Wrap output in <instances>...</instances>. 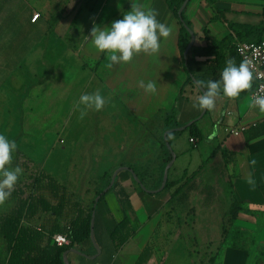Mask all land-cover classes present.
I'll return each instance as SVG.
<instances>
[{
  "label": "crops",
  "instance_id": "1",
  "mask_svg": "<svg viewBox=\"0 0 264 264\" xmlns=\"http://www.w3.org/2000/svg\"><path fill=\"white\" fill-rule=\"evenodd\" d=\"M128 1L130 4L131 0ZM146 1L149 8L158 11L157 19L172 27L171 37L161 38L159 53L135 55L130 63H123L126 65L125 68L122 67L121 75H108L102 82L109 86L110 96L112 95L119 101L120 98H126L122 100L123 105L136 124H133L131 129L130 134L132 135L130 136L132 137L142 124L152 123L156 120L162 122L165 131V118L174 107L177 108V120L182 125L199 118L198 127L202 138L196 147L201 149L199 144L206 140L208 143L206 145H213L214 150L208 157H204L206 156L204 151L192 152L187 167L183 168V173L176 175V178L173 177L174 179L184 178L183 182L186 185L182 194L188 198H175L170 203L165 202L164 204H169L171 207L185 212L201 211L197 216L196 225L203 227L205 225L202 222L210 218L207 222L208 227L217 225L220 227V237H213L214 232L209 235L210 229L201 239L198 238L199 251L196 252L200 258L198 264H253L251 256H253L255 248L251 246H222L224 236L221 229L224 226L244 229L249 232V243L261 244L264 249V113H261L258 108L251 107L252 92L256 81L254 80L250 91L242 92L235 100L223 97L221 92L216 109L207 111L202 116L203 111L193 107L198 96L192 100L181 96V88L188 79L179 45L181 22L170 10L166 0ZM78 2L79 0H70L69 12L65 14V19L62 17L51 19L45 8L46 0H0V135H4L10 141L16 139L21 141L22 135L26 132H45L47 129H54L53 111L48 112L43 105L44 101L46 104L45 99L48 97L49 105L52 107L55 99L62 96L63 89L70 91L64 84L65 75L68 77L72 70L69 71V59L74 66L78 64L88 67V58L94 57L89 47L91 42L89 33L93 22L101 27H110L109 17H114L115 20L123 18V14L117 7V12H107L105 19L99 22L106 4L100 13L94 14L89 7H85L79 14ZM191 2L185 10V16L191 22L196 36L193 63L195 71L202 72L201 68L204 70V66L208 65V59L211 60L214 57L207 52L210 42L222 41L230 36L233 37V42L236 44L242 41L243 37L250 39L255 36L257 39H264V0H199L195 6L190 5ZM201 7H204L203 17L199 19L198 13ZM54 8L58 9L59 5ZM36 13H39L40 17L33 21ZM66 21L69 29L65 34H70L75 30L77 35L67 43L62 32L63 22ZM204 28L209 30V40L199 38L203 34ZM257 29L259 31H254ZM98 57L102 62L104 55L98 54ZM226 58H234L237 64L241 62L237 55L230 53ZM64 63L68 64L64 65ZM224 64L226 63H222V65ZM114 66H119V64ZM66 70L69 72L67 73ZM221 72L217 79H220ZM74 79H69V81ZM140 81L145 84L154 82L156 92L154 94L146 92L139 86ZM115 113H119V111L116 110ZM110 121L108 119L105 123L107 131H110ZM202 122L206 124V129ZM235 130H239L240 133L235 135L232 132ZM31 136L27 135L28 138ZM31 140L33 139L31 138ZM108 141L107 146L110 148L120 145L119 142H115L113 137H110ZM186 154L188 153L181 156H186ZM23 156L32 158L28 154ZM179 156L178 154L176 160ZM98 171H100L99 167ZM248 178L255 180L254 187L247 182ZM58 180L60 181V179ZM204 180L207 181L204 182ZM132 183V180L119 179L115 191L109 196L111 202L109 200L108 209L111 210L115 219L121 221L129 217L136 231L135 235L114 256L110 243L108 247L110 263L108 262V264H125L121 257L122 255H131L129 252L125 253L126 246L130 242L135 245L134 259H130V263L137 264L158 224V220L155 218L149 220L145 225L136 227L135 222L139 221L140 223L137 216L140 212H146L147 202L151 199L144 198L145 193L138 191ZM64 185L72 193H76L69 183ZM100 186L99 181H94L90 185L88 183L86 193L96 194ZM195 188L200 189L199 193L205 196L194 200ZM173 191L172 188L157 192L148 191L147 193L151 192L157 197L156 200H151L150 208L156 211L155 209L158 208L161 201L171 198ZM223 191L228 196L229 207L235 201L241 202L245 209L257 210L261 216H249V219L240 216L234 220L231 218V213L228 218L226 215L222 216L220 197ZM138 195L141 199L137 198ZM133 197H135L134 202H132ZM227 210L231 211L232 209ZM43 214L47 215V213ZM41 215L30 223L40 225L44 222L51 223V220H54L53 216L41 220ZM222 221L223 223H221ZM102 230H100L101 235L104 232ZM235 234L236 230L233 232L232 229L229 230L231 241H236ZM89 250L93 251L92 248ZM68 256L72 264H78L77 256L85 257L72 251ZM9 257L7 242L4 238H0V264H7ZM148 262V264H157L154 258L149 259ZM257 264H264V261Z\"/></svg>",
  "mask_w": 264,
  "mask_h": 264
},
{
  "label": "rangeland",
  "instance_id": "2",
  "mask_svg": "<svg viewBox=\"0 0 264 264\" xmlns=\"http://www.w3.org/2000/svg\"><path fill=\"white\" fill-rule=\"evenodd\" d=\"M131 1L132 3L143 5L145 9L149 8V4L146 0ZM131 1L129 4L128 0H79V14L85 7H89L94 14L100 13L104 4H106L105 10L103 11L104 13L103 15L101 14L99 19V22H101L102 19H105L107 12H117L118 8L121 14L130 11ZM198 1L199 0H193L190 5L195 6ZM57 5H59V8L55 9L54 6ZM69 5L70 0H46L45 8L51 19H54V17H62L65 19V14L69 12ZM203 9L204 7H201V10H199V19L203 17ZM109 19L111 20V24L113 21H116L114 17H109ZM63 23L62 32L64 34V40L67 43L71 38H75L77 35L75 34V30L70 34H65L69 29V25L67 21ZM214 35L216 36V33ZM89 47L94 57L91 59L88 58V67L78 64L74 66L69 59V71L72 70L68 77L65 75L66 79L64 84L70 91H64L62 85V96L55 99V103L52 107L49 105L50 100L48 97L45 99L46 104L44 101L43 107H45L48 112L53 111L52 116H54L55 119L53 123L54 129H47L45 132H26L22 135L21 141L17 139L13 140L16 142L17 146L22 145V148L17 147V150L13 153V162L11 166L14 168L19 165L23 169V173L19 177L16 186H18V184L31 183V174L44 170L49 174L52 173L53 176L60 179L63 184L67 185V183H69V186L76 192L74 193V199L80 200L85 206L91 208L95 195L86 193L88 183L90 185V183L93 184L94 181H100V187H108L111 178L109 176L102 178V174L105 172L114 174L119 167H133L142 175L145 184L154 188L163 173L165 174V166L167 167L171 161L168 162L170 153L165 143V131L162 122L156 120L157 122L154 121L152 123L142 124L140 128L136 129V134L133 137L130 136L132 135L130 134L131 129L135 123L134 118L129 115L128 110L123 105L122 100L126 98H120V101L116 100L115 97H112V95L110 96L109 86L102 82L108 75H121L126 64L120 63L119 66L109 68L108 57L111 54L99 52L92 42L89 43ZM98 54L104 55L102 62ZM67 64L64 63V65ZM73 78L75 79L69 81V79ZM94 92H99L105 98L106 104L104 108L101 111L88 110L87 115L83 119H80V110L84 107L83 105H80L79 108L77 107L80 96L84 93ZM116 110H118L119 113H115ZM201 114H203V112ZM108 119L111 120L109 123L110 131L105 130L107 128L105 123ZM202 124L206 129V124L204 122H202ZM27 135H33L34 137L31 136L28 138ZM110 137L115 138V142H119L120 145L111 148L107 146ZM31 138L33 140H31ZM206 144H208L207 141L203 140L199 144L201 149L194 146V143L190 141L189 131H181V133L173 134L172 148L175 153L180 156L176 160L175 165L170 168L171 171L169 170L170 179L180 180V183L172 187L174 191L171 193V198H165L166 200L161 201V204L155 209L156 211L150 208V206H152L151 200H156L157 197L151 193L145 192L144 198L151 200L147 202L148 207L146 212H140L137 216L138 220L140 219V223L137 221L135 225L138 228L142 224L145 225L149 220L155 218L158 220L155 232H153L151 240L146 246L150 253L149 259L154 258L157 264H180L181 262L184 264H198L200 261L196 253L199 251L198 238L201 239L202 236L207 233V230L210 229L209 235H212V232H214L213 237H220V227L218 225L215 227L207 226L209 225L207 222H209L210 218L202 222L205 226L196 225L197 216L201 211L190 210L185 212L181 209L171 207L169 204H164L165 202L170 203L172 199L174 200L175 198H188V196L182 194L183 191L180 192L179 189L185 184L183 182L184 178L174 179L173 177L183 173V168L187 167L192 152L204 151V153H206L204 157L211 155L214 146H207ZM25 153L33 159L23 156L26 155ZM184 153H188L189 155L186 154V156H181L184 155ZM195 157H197V154H195ZM98 167L100 171H98ZM205 181L207 180H204V182ZM134 186L137 188L135 184ZM177 190L179 191L177 192ZM114 191L115 190L111 191L106 196L109 205V196ZM199 191L200 189L195 188L193 195L194 200L205 196L202 193L200 194ZM69 192L71 191L69 190ZM155 192H157V190ZM43 193L49 195L47 192ZM224 193L223 191L220 197V203L223 209L220 213L222 216L226 215L228 218L231 212L227 209L231 208V206L229 207L227 203L228 196ZM137 198L141 199L140 195H138ZM134 201L135 197L132 198V202ZM15 202L16 199L10 196L3 205H0V219L3 215L11 211ZM50 216L52 215L49 213L47 215L42 214L40 219H46ZM240 216L249 219V216L259 217L261 214H259L257 210L250 208L245 209L244 207L239 211L238 217ZM66 220H68V218L65 219L62 224H65ZM221 223H223V221ZM224 228L222 227L221 229L224 236L222 246H251L255 248V250L252 248L255 254L253 252V256H251V263L257 264L264 261V249L262 245L255 242L249 243V232L237 228L236 234L234 235L236 241H231L229 239V228L231 227L228 226L227 229V227L224 226ZM134 231L136 230L134 229ZM98 237L101 247L103 248H101L103 253L96 259L77 256L78 264H108V247L111 240L106 231H104L102 235L99 233ZM134 246L133 242H130L126 246L125 253L129 252L131 255H122L121 259L125 264H129L130 259H134ZM194 253L195 255H193ZM148 261L144 264H148Z\"/></svg>",
  "mask_w": 264,
  "mask_h": 264
},
{
  "label": "trees",
  "instance_id": "3",
  "mask_svg": "<svg viewBox=\"0 0 264 264\" xmlns=\"http://www.w3.org/2000/svg\"><path fill=\"white\" fill-rule=\"evenodd\" d=\"M191 1L192 0H189L186 8ZM166 2L170 10L180 20L182 25L179 45L183 54L188 79L181 88V96L188 100H192L197 96L202 95L205 90L197 84V81H204L206 83L209 80H218L217 78L219 72L226 66V64L222 65V63L226 62V56H228L229 53L231 55H237V57L240 58L237 54V45L239 42L237 44L234 43L232 36L226 37L222 41L210 42L207 52L214 55V57L211 60L208 59V65L204 66V70L201 68L202 72L197 70L195 71L193 67L194 46L189 51L188 56H184V52L192 39L190 31V28L192 29V24L185 16L186 8L182 15L179 14V10L185 0H166ZM254 31H259V29ZM247 36H249V34H247ZM199 38L204 40L210 39L208 28H204L203 34L199 36ZM262 39L263 38L257 39L255 36L250 39L249 37H243L240 42L260 41ZM198 121L199 118H196L185 130L190 132L191 138H195L197 140V142L194 143L195 146H197L198 142L202 138L201 131L198 127ZM186 125L187 124H180L177 120L176 107H174L165 118V132ZM175 133L181 132L175 131L168 135V141L171 145L172 137ZM168 152L170 153L169 162L173 159V155L169 150ZM129 168L133 169L139 176L140 182L136 181L130 169H124L119 172L115 183L111 186L113 174L105 172L102 175V178L109 176L111 180L108 187H111L107 191V186L104 188L99 187L97 193L94 194L95 198L91 208L85 206L80 200H75L74 193L69 192L68 188L64 184L44 170L32 173L30 176L31 183L18 184L11 194V196L16 199L14 207L0 219V238H4L6 240L10 252L7 264H67L65 260V253L72 249H78L89 255L96 254L97 249L94 246L91 237L94 211L96 214L94 228L96 240L101 247L98 234L101 229H103L102 231H106L111 240L113 256L116 255L127 243V241L134 236L135 231L129 217H126L121 221H117L115 219L111 210L108 209L109 205L106 200V196L115 189L119 179L123 181L132 180L136 185L137 190L141 193L148 192V190H158L161 188L164 179L163 173L154 188L152 186L149 187L145 184L142 175L139 174L136 169L133 167ZM170 171L166 186L163 190L171 189L172 187H175L176 184L180 183V180L170 179ZM141 184H143L145 188H143ZM185 185L186 183L179 188L180 192L183 191ZM42 191L49 193V195H45ZM178 191L179 190H177V192ZM100 195L101 197L99 201H96V198ZM244 207L245 206L242 205L241 202L235 201L231 206V218L233 220L236 219L239 215V211H241ZM43 213H50V215L54 217V220H51V223L44 222L40 225L30 223V221L36 219ZM67 218L68 220H66V223L62 224V222ZM226 227L228 229V226ZM230 229L237 231L234 227L229 228V230ZM56 234L67 235L70 240V244L59 245L54 240V236ZM91 248L93 251L89 250ZM149 258V250L145 248L137 263L144 264L149 260ZM69 262L72 264L70 258Z\"/></svg>",
  "mask_w": 264,
  "mask_h": 264
},
{
  "label": "clouds",
  "instance_id": "4",
  "mask_svg": "<svg viewBox=\"0 0 264 264\" xmlns=\"http://www.w3.org/2000/svg\"><path fill=\"white\" fill-rule=\"evenodd\" d=\"M158 15V11L154 8L145 9L143 5L132 3L131 10L125 12L122 19L113 21L110 27H101L93 22L89 33L90 41L99 52L111 54L108 57L109 68L120 63H130L135 55L141 53L146 55L159 53L161 38H170L173 29L160 22L157 19ZM225 63L220 79L209 80L206 83L197 81V84L205 90L197 97L193 107L201 111H214L217 100L221 98V92L223 97L235 100L242 92L252 89L256 77L250 60H243L237 64L234 58H229ZM139 86L148 93L156 92L154 82L145 84L140 81ZM105 104L106 100L99 92L82 94L77 104L78 108L80 105L84 106L80 110V119L87 115L88 110L101 111ZM251 107L258 108L264 113V85H261L260 91L253 93ZM16 150L15 141L0 135V205L10 198L23 173L19 165L14 168L11 166L13 153ZM247 182L253 187L256 183L251 178H248Z\"/></svg>",
  "mask_w": 264,
  "mask_h": 264
},
{
  "label": "built area",
  "instance_id": "5",
  "mask_svg": "<svg viewBox=\"0 0 264 264\" xmlns=\"http://www.w3.org/2000/svg\"><path fill=\"white\" fill-rule=\"evenodd\" d=\"M40 17L39 13H36L33 17V21H36ZM237 54L239 55L241 61L250 60L254 66V76L256 85L254 87L253 93L260 91L261 85H264V39L260 41H245L239 42L237 45ZM235 135L240 133L239 130L232 131ZM192 143H196L195 138H191ZM54 240L59 245L70 244V240L65 234H56Z\"/></svg>",
  "mask_w": 264,
  "mask_h": 264
},
{
  "label": "water",
  "instance_id": "6",
  "mask_svg": "<svg viewBox=\"0 0 264 264\" xmlns=\"http://www.w3.org/2000/svg\"><path fill=\"white\" fill-rule=\"evenodd\" d=\"M188 2H189V0H185V2L183 3V5L181 6V8H180V10H179V14H180V15L183 14V12H184V10H185V8H186ZM190 31H191V34H192V39H191V42H190V44L188 45L186 51L184 52V56H185V57L188 56V53H189V51L192 49V47L194 46V44H195V40H196L195 33L192 31L191 28H190ZM206 112H207V110H204L202 116H203ZM202 116H201V117H202ZM191 124H192V122L188 123L187 126H183V127H180V128H176V129L168 130V131H166L165 134H164V138H165V140H166V144H167V146H168L170 152H171L172 155H173V159L171 160V162L167 165V167H166V169H165L164 180H163L162 186H161V188H160L159 190H163V189L165 188L166 183H167V180H168V176H169V170H170V168L173 166V164H174V162H175V160H176V158H177V154H176L175 151L173 150L171 143L168 141V135H169L171 132H173V131H184V130H186L187 127L190 126ZM124 169H130V168L127 167V166H122V167L118 168V169L114 172L113 177H112L111 186L115 183V181H116V179H117V176H118L119 172L122 171V170H124ZM130 171L133 173L134 178H135L138 182H140L139 176L135 173V171H134L133 169H130ZM111 186H109V187L106 189V191H107ZM141 186H142L143 188H145L143 184H141ZM146 190H147V189H146ZM159 190H157V191H159ZM148 191H152V190H148ZM155 191H156V190H155ZM100 197H101V195L98 196V197L96 198V201H99ZM95 215H96V214H95V211H94V212H93V218H92V233H91V237H92V240H93L94 246H95L96 249H97V253L91 256V255H88L87 253H84V252L78 250V249H72V250H70V251H72V252H76V253H78V254H80V255H83V256H85V257L92 258V259L97 258V257L102 253V249H101L100 245L98 244V242H97V240H96L95 232H94V228H95ZM70 251H67V252L65 253V260H66V263H67V264H70L69 261H68V254H69Z\"/></svg>",
  "mask_w": 264,
  "mask_h": 264
}]
</instances>
